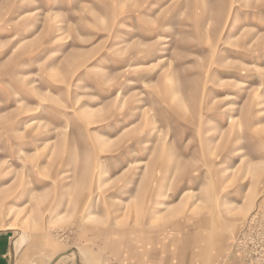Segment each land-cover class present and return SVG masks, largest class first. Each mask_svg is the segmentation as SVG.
<instances>
[{
	"label": "rangeland",
	"instance_id": "obj_1",
	"mask_svg": "<svg viewBox=\"0 0 264 264\" xmlns=\"http://www.w3.org/2000/svg\"><path fill=\"white\" fill-rule=\"evenodd\" d=\"M4 231L31 264H264V0H0Z\"/></svg>",
	"mask_w": 264,
	"mask_h": 264
},
{
	"label": "crops",
	"instance_id": "obj_2",
	"mask_svg": "<svg viewBox=\"0 0 264 264\" xmlns=\"http://www.w3.org/2000/svg\"><path fill=\"white\" fill-rule=\"evenodd\" d=\"M9 231L0 232V264H31L38 263L31 252L28 251V242L20 248H17V241H12ZM60 257V256H58ZM57 258V257H56ZM55 258V259H56ZM55 259L48 264H56ZM51 261V260H50Z\"/></svg>",
	"mask_w": 264,
	"mask_h": 264
},
{
	"label": "water",
	"instance_id": "obj_3",
	"mask_svg": "<svg viewBox=\"0 0 264 264\" xmlns=\"http://www.w3.org/2000/svg\"><path fill=\"white\" fill-rule=\"evenodd\" d=\"M59 258H60V257H57V258L55 259V261L58 260Z\"/></svg>",
	"mask_w": 264,
	"mask_h": 264
},
{
	"label": "bare ground",
	"instance_id": "obj_4",
	"mask_svg": "<svg viewBox=\"0 0 264 264\" xmlns=\"http://www.w3.org/2000/svg\"><path fill=\"white\" fill-rule=\"evenodd\" d=\"M73 254H74V252H73Z\"/></svg>",
	"mask_w": 264,
	"mask_h": 264
}]
</instances>
